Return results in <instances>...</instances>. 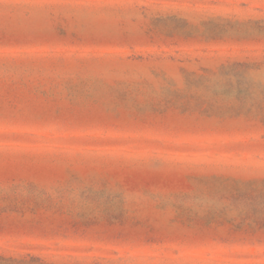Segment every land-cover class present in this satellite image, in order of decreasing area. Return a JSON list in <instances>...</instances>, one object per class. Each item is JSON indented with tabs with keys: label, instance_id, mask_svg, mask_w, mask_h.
Segmentation results:
<instances>
[{
	"label": "rangeland",
	"instance_id": "1",
	"mask_svg": "<svg viewBox=\"0 0 264 264\" xmlns=\"http://www.w3.org/2000/svg\"><path fill=\"white\" fill-rule=\"evenodd\" d=\"M0 264H264V0H0Z\"/></svg>",
	"mask_w": 264,
	"mask_h": 264
}]
</instances>
